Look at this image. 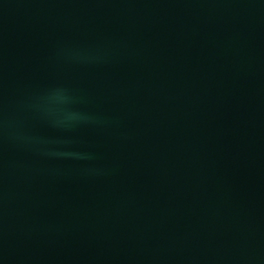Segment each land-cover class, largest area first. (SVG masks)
Masks as SVG:
<instances>
[{
	"label": "water",
	"instance_id": "95a60500",
	"mask_svg": "<svg viewBox=\"0 0 264 264\" xmlns=\"http://www.w3.org/2000/svg\"><path fill=\"white\" fill-rule=\"evenodd\" d=\"M0 264H264V0H0Z\"/></svg>",
	"mask_w": 264,
	"mask_h": 264
}]
</instances>
